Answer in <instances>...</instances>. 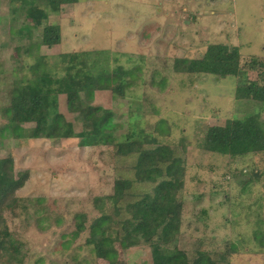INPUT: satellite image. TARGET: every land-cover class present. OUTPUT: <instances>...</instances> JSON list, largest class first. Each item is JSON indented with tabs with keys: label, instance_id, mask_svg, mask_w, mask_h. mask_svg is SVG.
<instances>
[{
	"label": "rangeland",
	"instance_id": "obj_1",
	"mask_svg": "<svg viewBox=\"0 0 264 264\" xmlns=\"http://www.w3.org/2000/svg\"><path fill=\"white\" fill-rule=\"evenodd\" d=\"M22 24L25 40L18 34ZM46 25L59 26V44L37 45ZM217 43L237 46L243 61L250 56L264 60V0H78L62 5L58 13L49 11L39 28H33L19 2L0 0V106L15 79L32 78L29 66L37 56L56 76L63 74L67 55L85 60L80 76L92 78L87 86L109 67L130 70L124 79L132 84L121 96L96 90L92 104L114 113L120 122L117 138L135 126L162 143L178 145L185 139L179 248L232 250L229 264H264V153L230 158L199 148L207 126L253 112L264 119V107L238 99L234 77L174 69L176 58H200ZM25 46L29 51L16 49ZM247 73L250 80L257 78L255 71ZM58 111L76 131L81 129L63 94ZM1 128L0 157L11 155L15 170L29 176L17 191L16 216L5 214L9 230L23 245L24 264H151L146 246L121 247L112 238L113 262L95 249L99 239L91 225L100 213L93 202L113 192L115 177L132 176L128 161L115 159L108 145L30 138L32 124L18 138ZM253 169L260 172L257 179ZM79 214L86 221L73 239Z\"/></svg>",
	"mask_w": 264,
	"mask_h": 264
},
{
	"label": "trees",
	"instance_id": "obj_2",
	"mask_svg": "<svg viewBox=\"0 0 264 264\" xmlns=\"http://www.w3.org/2000/svg\"><path fill=\"white\" fill-rule=\"evenodd\" d=\"M11 1L20 3L33 28L42 25L49 11L58 13L62 5L78 2ZM23 26L25 24L18 31L20 40H25L27 36ZM38 38L37 45L59 44V26L42 27ZM16 49L29 51L26 46ZM67 56L61 64L63 74L60 76L45 69L42 62L45 60L37 56L35 64L29 66L32 78L22 75L13 81L8 98L0 106L1 132L18 138L24 126L32 124L30 138H77L82 146L108 145L115 159L128 161L126 169L132 176L115 177L113 192L97 197L93 202L100 213V217L93 220L91 225L93 234L99 239L95 249L109 261L117 258L116 253L108 249L111 239L115 238L121 247H148L151 264H229L232 250L189 251L178 246L184 206L185 139L182 138L178 145L162 143L157 137L135 126L122 137H115L119 120L111 110L93 105V94L96 90L105 89L115 96H121L124 89L132 84L129 79H124L130 70L121 66L109 67L105 73L97 74L93 85L87 86L92 78L80 76L86 61H76L74 54ZM174 69L177 73L190 75L203 73L219 78L234 77L237 98L254 100L264 107V60L259 56H250L243 61L237 46L210 44L200 58H176ZM249 70L257 73L255 80L248 78ZM61 94L66 97L67 111L74 115V120L81 126L79 131L58 111V96ZM199 148L230 158L264 153V119H260L259 112H253L242 118L229 119L223 125L207 126ZM231 172L235 175L237 171ZM251 176L257 179L259 170L253 169ZM28 177L26 171L18 173L15 170L11 155L0 157V264H24L23 245L9 230L5 214L16 216L19 201L17 191ZM77 217L73 239L79 236L86 221L84 214Z\"/></svg>",
	"mask_w": 264,
	"mask_h": 264
}]
</instances>
